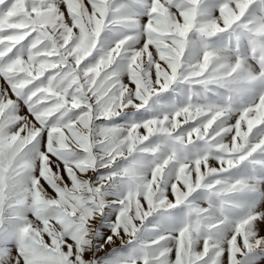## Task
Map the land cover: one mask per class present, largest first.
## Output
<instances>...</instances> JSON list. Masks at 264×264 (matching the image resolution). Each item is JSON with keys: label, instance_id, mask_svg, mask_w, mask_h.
I'll use <instances>...</instances> for the list:
<instances>
[{"label": "snow or ice", "instance_id": "obj_1", "mask_svg": "<svg viewBox=\"0 0 264 264\" xmlns=\"http://www.w3.org/2000/svg\"><path fill=\"white\" fill-rule=\"evenodd\" d=\"M0 81V264H264V0H0Z\"/></svg>", "mask_w": 264, "mask_h": 264}, {"label": "rangeland", "instance_id": "obj_2", "mask_svg": "<svg viewBox=\"0 0 264 264\" xmlns=\"http://www.w3.org/2000/svg\"><path fill=\"white\" fill-rule=\"evenodd\" d=\"M3 82L2 81H0V84H2ZM101 255H103V253H101Z\"/></svg>", "mask_w": 264, "mask_h": 264}]
</instances>
